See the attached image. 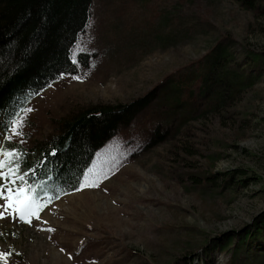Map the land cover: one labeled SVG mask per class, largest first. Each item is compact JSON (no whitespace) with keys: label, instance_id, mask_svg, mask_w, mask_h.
I'll use <instances>...</instances> for the list:
<instances>
[{"label":"rangeland","instance_id":"1","mask_svg":"<svg viewBox=\"0 0 264 264\" xmlns=\"http://www.w3.org/2000/svg\"><path fill=\"white\" fill-rule=\"evenodd\" d=\"M218 44L254 85L226 91L202 113L197 79L192 115L170 111L178 84L199 77ZM79 54L88 57L76 75L61 76L0 130V152L4 141L25 150L45 142L88 107L152 94L150 103L95 154L79 190L39 219L26 222L0 198V253H10L0 264H261L264 233L246 237L264 218V62L251 59H264V18L236 0H93L74 61Z\"/></svg>","mask_w":264,"mask_h":264},{"label":"trees","instance_id":"2","mask_svg":"<svg viewBox=\"0 0 264 264\" xmlns=\"http://www.w3.org/2000/svg\"><path fill=\"white\" fill-rule=\"evenodd\" d=\"M236 1L247 11L264 18V0ZM92 2L0 0V130L3 133H7L10 122L33 98L61 76L76 75L79 65L85 66L88 55L79 54L74 61L72 51L88 24ZM170 37L168 35L166 39ZM229 57L225 48L216 45L201 61L204 65L199 77L193 73L185 75L183 83L178 84L182 94L175 98L169 110L181 111L183 116L192 115L189 82L197 79L202 83L201 95L206 103L202 113L218 108L226 91L234 93L244 85H254L252 77L243 75L245 69L242 72L232 69ZM251 59L257 65L264 62L259 54ZM168 84L167 79L163 87ZM151 96L147 94L126 104L79 110L63 119L53 136L29 150L4 141L6 152L21 154L15 160L11 157L8 160L12 161L13 169L19 164L18 175L24 177L19 184L25 189L23 196H38L43 210L60 197L77 192L95 154L119 129L132 124L148 107ZM170 117L174 119L170 113L164 121L168 123ZM29 186L32 191H28ZM254 231L246 238L263 236L264 218L255 225ZM241 240L242 243L245 241L244 238ZM262 255L264 257V253Z\"/></svg>","mask_w":264,"mask_h":264},{"label":"snow or ice","instance_id":"3","mask_svg":"<svg viewBox=\"0 0 264 264\" xmlns=\"http://www.w3.org/2000/svg\"><path fill=\"white\" fill-rule=\"evenodd\" d=\"M74 78L79 79V77ZM15 134L19 135L20 133L16 131ZM0 155H3L5 157H11L12 160H15L16 157L21 154L18 152H0ZM11 162L12 161L10 160H0V181H8L7 184L0 183V198H3L7 201L6 205H4L3 207H5V209L15 208V210L20 214L22 218L26 219L31 216H36V218L39 219L38 212L41 209L42 205L38 203V196L26 197L24 199H21L20 194L23 193L25 189L23 187L13 188L9 186L10 184H15L17 179L21 181H23L24 179L23 175H18L19 164L17 163L16 167L13 169L12 167H10ZM3 169L7 170L5 171ZM83 186L90 187L98 185L84 182ZM28 191H32L31 186H29ZM5 192L7 193V195H5ZM0 218H4L3 212H0ZM26 222L31 223V221L28 219H26ZM46 230L54 231V229ZM7 255H10V253H0V258H5Z\"/></svg>","mask_w":264,"mask_h":264}]
</instances>
